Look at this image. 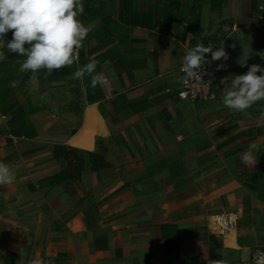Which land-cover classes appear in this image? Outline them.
<instances>
[{"label": "crops", "instance_id": "0c3cea01", "mask_svg": "<svg viewBox=\"0 0 264 264\" xmlns=\"http://www.w3.org/2000/svg\"><path fill=\"white\" fill-rule=\"evenodd\" d=\"M95 1L113 28L109 45L92 56L108 51L123 61L102 64L104 100L90 102L73 75L40 81L21 73L25 57L0 47V163L16 177L0 185V264H253V251L264 249V100L250 117L223 104V88L250 66L216 65L224 75L215 76L207 104L177 92L182 58L196 40L219 48L232 37L264 60V0ZM85 25L87 57L105 24L97 17ZM127 91L175 93L139 113L125 109L114 122L104 103ZM91 106L104 130L87 151L72 141ZM99 114L90 113L94 126ZM252 142L258 162L246 166L240 156ZM56 144L84 151L79 180H45L77 166L54 158ZM87 152L101 153L106 165L93 170Z\"/></svg>", "mask_w": 264, "mask_h": 264}, {"label": "clouds", "instance_id": "9594fccd", "mask_svg": "<svg viewBox=\"0 0 264 264\" xmlns=\"http://www.w3.org/2000/svg\"><path fill=\"white\" fill-rule=\"evenodd\" d=\"M83 11L82 0H0V47H6L8 53L25 57L23 61H17L21 73L43 70L51 75L53 71L70 67L75 63L90 31L78 19ZM9 32L12 38L6 40ZM207 54H211L213 61L227 59L223 46L205 47L198 41L194 47L186 50L182 58L183 82L187 83L193 77L202 79L200 73L208 62L205 59ZM4 59L6 55L0 51V60ZM97 63L91 60L78 68L73 78L83 79L87 75L93 88L98 84L103 85V74L96 72ZM30 83L34 89L38 87V81ZM221 83H225L224 79ZM223 93L225 107L250 117L251 113L247 110L264 100V68L252 64L247 72L235 74L230 86L223 88ZM260 119H264V110L260 112ZM259 151L255 142L250 143L240 156L241 163L255 166ZM15 178L9 167L0 163V185L12 184Z\"/></svg>", "mask_w": 264, "mask_h": 264}, {"label": "trees", "instance_id": "16d2710c", "mask_svg": "<svg viewBox=\"0 0 264 264\" xmlns=\"http://www.w3.org/2000/svg\"><path fill=\"white\" fill-rule=\"evenodd\" d=\"M84 11L81 14V22L85 25L90 21H93L97 17H101L104 21V24L99 30L93 33V37L97 39L98 44L90 50V54L85 57L83 55V48L81 47L78 51L79 58L76 59L75 63L70 67L62 68L58 71H53L51 75H47L45 71H40L37 74L40 81H48L50 79H54L61 76L73 75V73L83 65L87 64L91 60L97 61L96 72H102V64L106 59H111L113 63H119V65H123V61L121 58H113V55L106 51L102 54H97L96 56H92L95 54L99 49L103 47H107L111 42V39L108 38V32L112 30V15L111 13L104 7H97V2L95 0H82ZM109 35V36H110ZM199 40L194 42V46ZM205 47H208L209 44L207 39L200 40ZM209 54H207L208 56ZM206 56V57H207ZM212 74H211V86L212 89L215 91L217 90L215 87V76L218 74L220 76L224 75V71L219 69L214 62L210 64ZM247 72L244 69V73ZM84 87L86 89L87 97L90 102H97L104 100V92L100 84H98L95 88L91 86V78L87 75L83 78ZM175 92H167L162 93L157 96H149L145 93H138L135 94L134 91H127L124 93L118 94L115 98L108 100L104 103L105 109L107 112L112 116L114 122H118L117 114L125 109H132L135 113H139L149 107L153 106L154 104L158 103L162 99L166 97H173ZM179 91L177 92V94ZM179 97V96H178ZM52 149L54 158L59 161L60 163L66 162L68 165L73 164L74 162L77 163L76 168L73 171H69L67 169L59 171L57 174H54L45 180L50 183V185H54V183H59L60 181L64 180L65 178H74L79 180L80 171L86 162L84 157V151L79 148L69 147L66 145L56 144L53 146H49ZM45 149L48 146L44 147ZM88 153V160L92 164V169L96 170L100 167L106 165V160L103 155L99 152H87ZM45 180H42L40 183L42 186L45 185Z\"/></svg>", "mask_w": 264, "mask_h": 264}, {"label": "water", "instance_id": "95a60500", "mask_svg": "<svg viewBox=\"0 0 264 264\" xmlns=\"http://www.w3.org/2000/svg\"><path fill=\"white\" fill-rule=\"evenodd\" d=\"M223 48L227 53V59L221 58L220 60H216L214 61L215 65L240 64L251 66L252 64H259L262 68L264 67V60L260 54L254 50L243 48L232 37L225 40ZM93 112L97 113L98 116L99 112L97 111V108L95 106H91L88 109V117L86 118L85 125L72 141V145L87 151H92L94 149V136L104 130V124L103 126L101 125L102 117L100 114L99 116L101 120H97L98 125L94 126L93 121L90 119V113L93 114ZM228 246L231 248L236 247L234 234L230 236Z\"/></svg>", "mask_w": 264, "mask_h": 264}, {"label": "built area", "instance_id": "2783aa9c", "mask_svg": "<svg viewBox=\"0 0 264 264\" xmlns=\"http://www.w3.org/2000/svg\"><path fill=\"white\" fill-rule=\"evenodd\" d=\"M260 18L262 19V17ZM211 74L212 70L210 64L207 62L200 73L202 79L193 77L189 79L187 83L183 82L178 96L193 102H200L204 104L209 103L215 98V91L211 86ZM182 75L183 77L185 76L183 72ZM251 261L253 264H264V249H255L252 253Z\"/></svg>", "mask_w": 264, "mask_h": 264}, {"label": "rangeland", "instance_id": "374dc122", "mask_svg": "<svg viewBox=\"0 0 264 264\" xmlns=\"http://www.w3.org/2000/svg\"><path fill=\"white\" fill-rule=\"evenodd\" d=\"M98 109V107H96ZM85 125V124H84Z\"/></svg>", "mask_w": 264, "mask_h": 264}]
</instances>
